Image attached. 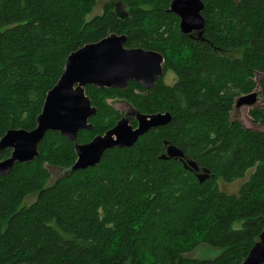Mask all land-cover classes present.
<instances>
[{
  "label": "trees",
  "instance_id": "trees-1",
  "mask_svg": "<svg viewBox=\"0 0 264 264\" xmlns=\"http://www.w3.org/2000/svg\"><path fill=\"white\" fill-rule=\"evenodd\" d=\"M170 1L121 0L122 18L108 1L88 18L96 0H0V137L32 129L67 55L108 33L125 34L126 47L160 52L163 73L175 75L148 91L135 81L124 90L85 86L96 113L78 143L121 117L108 99L171 114L131 146L108 148L97 164L65 175L74 145L49 130L38 156L0 175V264H241L264 230V133L231 117L237 96L257 89L264 98V0H203L200 37L180 33ZM248 114L264 127V105ZM164 141L208 177L199 181L179 160L159 158ZM9 153L0 149V160ZM249 169L236 192L220 188L219 180ZM51 170L58 175L49 182ZM199 245L217 254L187 255Z\"/></svg>",
  "mask_w": 264,
  "mask_h": 264
},
{
  "label": "water",
  "instance_id": "water-1",
  "mask_svg": "<svg viewBox=\"0 0 264 264\" xmlns=\"http://www.w3.org/2000/svg\"><path fill=\"white\" fill-rule=\"evenodd\" d=\"M203 0H171L168 11L179 18L182 35L200 37L205 26L201 11ZM119 18L125 17L123 4L114 5ZM126 35L108 33L97 41L86 43L71 51L55 84L47 91L40 113L32 129H7L0 137V149L10 148L9 156L0 160V175L7 174L15 162H26L38 156L37 144L44 133L58 131L74 145L75 161L62 172L68 175L76 169L97 164L102 153L111 147L131 146L149 128L164 125L171 114L168 111L143 113L130 107L116 123L103 134L95 135L90 141L77 142L81 129H91L89 118L96 113L85 86L96 88H119L124 90L129 81H135L150 90L163 75V56L160 52L143 47H126ZM257 89L236 97L235 106L256 104ZM134 119L133 126L130 120ZM165 152L159 158L179 160L186 169L194 170L199 181L208 177V170L189 159H184L182 150L164 141ZM8 264V263H4ZM241 264H264V230L249 249Z\"/></svg>",
  "mask_w": 264,
  "mask_h": 264
},
{
  "label": "rangeland",
  "instance_id": "rangeland-1",
  "mask_svg": "<svg viewBox=\"0 0 264 264\" xmlns=\"http://www.w3.org/2000/svg\"><path fill=\"white\" fill-rule=\"evenodd\" d=\"M108 1H115V0H96V5L94 6L92 13L88 15V18L92 17L95 14H99L101 13L102 10V6L108 2ZM231 54L233 55H237L238 52H232ZM163 81L166 83H172L175 79V75L171 70L166 71L165 75L163 76ZM114 108H116L120 113H126L130 110L129 105L119 99H108L107 100ZM255 105H264V98H257L256 97V104ZM236 107V106H235ZM251 106L242 104L240 106H237L236 108H234V110H232L231 112V117L232 119H236L239 122H241L245 127L247 128H251L254 130H259L261 132L264 133V127L261 126H256L252 123L251 118L249 117L248 114V109ZM252 171V169H249L246 172V175L243 178H239L236 179L230 183H226L222 180H219V186L222 190L229 192V193H234L237 191L238 187L240 186V184L247 178V176L249 175V173ZM51 175L52 178L49 180V182H51L57 175V170H51ZM34 199V196H27L23 203L24 204H28L30 202H32ZM240 223H236L234 224V227H240ZM198 235L197 233H195L194 235L190 236L187 240L192 239L194 236ZM217 254V251H212V250H208L207 246L204 245H199L197 247H195V249H193L191 252L187 253L188 256L190 257H196V258H205V257H213Z\"/></svg>",
  "mask_w": 264,
  "mask_h": 264
},
{
  "label": "flooded vegetation",
  "instance_id": "flooded-vegetation-1",
  "mask_svg": "<svg viewBox=\"0 0 264 264\" xmlns=\"http://www.w3.org/2000/svg\"><path fill=\"white\" fill-rule=\"evenodd\" d=\"M121 0H115L114 2L113 1H109L110 3H111V5H113V8H114V5L116 4V3H119V4H122L121 2H120ZM166 73V72H165ZM165 73H163V75L161 76L162 78H163V76L165 75ZM158 79V78H157ZM142 86V85H141ZM143 87V86H142ZM148 91V90H147ZM258 98V97H257ZM259 99V98H258ZM237 107V106H236ZM235 106H234V108H236ZM234 110V109H233ZM10 149V148H9ZM10 152H11V149H10ZM10 154V153H9ZM9 156V155H8Z\"/></svg>",
  "mask_w": 264,
  "mask_h": 264
}]
</instances>
